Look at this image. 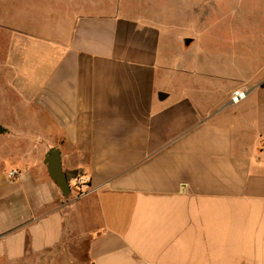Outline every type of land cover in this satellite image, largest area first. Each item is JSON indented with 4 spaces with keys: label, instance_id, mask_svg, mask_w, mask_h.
Wrapping results in <instances>:
<instances>
[{
    "label": "crops",
    "instance_id": "crops-1",
    "mask_svg": "<svg viewBox=\"0 0 264 264\" xmlns=\"http://www.w3.org/2000/svg\"><path fill=\"white\" fill-rule=\"evenodd\" d=\"M257 1H16L0 20V264H35L69 228L91 264H264ZM55 149L86 197L51 178Z\"/></svg>",
    "mask_w": 264,
    "mask_h": 264
},
{
    "label": "rangeland",
    "instance_id": "rangeland-1",
    "mask_svg": "<svg viewBox=\"0 0 264 264\" xmlns=\"http://www.w3.org/2000/svg\"><path fill=\"white\" fill-rule=\"evenodd\" d=\"M16 1L17 0H0V20L5 19L14 23ZM255 1L257 0H244L245 6L252 7ZM33 2H36V0H33ZM257 2L261 5L264 4V0H259ZM229 16L220 15L219 18L230 23L235 21V19ZM252 16H254L252 12H245L244 20L246 22L259 21L264 23V13L257 14L258 17H255V19ZM251 63L252 65L256 64L254 62ZM76 195L77 189L72 185V195L68 198H75ZM87 246L88 239L84 238L76 231L72 232L69 228L68 236L61 245L44 257L40 259H31L30 262H34L35 264H91L87 256Z\"/></svg>",
    "mask_w": 264,
    "mask_h": 264
},
{
    "label": "water",
    "instance_id": "water-1",
    "mask_svg": "<svg viewBox=\"0 0 264 264\" xmlns=\"http://www.w3.org/2000/svg\"><path fill=\"white\" fill-rule=\"evenodd\" d=\"M160 96H166L165 94H160ZM6 129L0 125V135L4 134ZM47 169L50 173L51 178L58 185L62 195L64 197H70L72 195V189L70 181L67 174L63 171L61 153L58 149L53 150L46 157Z\"/></svg>",
    "mask_w": 264,
    "mask_h": 264
},
{
    "label": "built area",
    "instance_id": "built-area-1",
    "mask_svg": "<svg viewBox=\"0 0 264 264\" xmlns=\"http://www.w3.org/2000/svg\"><path fill=\"white\" fill-rule=\"evenodd\" d=\"M247 96H248L247 89H243V88L237 89L232 93L230 103L232 105H237L241 103L242 101H244L247 98ZM19 175H20V171L17 169L10 170L7 173V177L10 180L17 179ZM70 185H71V189H72V185H74V187L77 189V195H76L77 199L86 197L92 191L91 187L89 186L88 181H86L85 178L82 176H78L72 179L70 181Z\"/></svg>",
    "mask_w": 264,
    "mask_h": 264
},
{
    "label": "trees",
    "instance_id": "trees-1",
    "mask_svg": "<svg viewBox=\"0 0 264 264\" xmlns=\"http://www.w3.org/2000/svg\"><path fill=\"white\" fill-rule=\"evenodd\" d=\"M262 87H264V82L262 83ZM52 151H53V150H51V151L49 152V154H50ZM49 154H48V155H49ZM66 174H67V177H68L69 181H71L72 179H74V178L80 176L79 173H77V172H73V173H71V172H66Z\"/></svg>",
    "mask_w": 264,
    "mask_h": 264
}]
</instances>
